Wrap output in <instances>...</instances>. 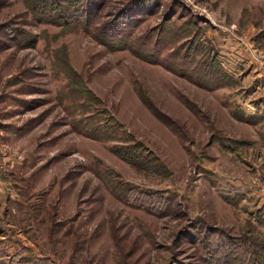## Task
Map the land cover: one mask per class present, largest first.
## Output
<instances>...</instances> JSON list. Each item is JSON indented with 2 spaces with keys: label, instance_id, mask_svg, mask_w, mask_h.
Wrapping results in <instances>:
<instances>
[{
  "label": "rangeland",
  "instance_id": "obj_1",
  "mask_svg": "<svg viewBox=\"0 0 264 264\" xmlns=\"http://www.w3.org/2000/svg\"><path fill=\"white\" fill-rule=\"evenodd\" d=\"M89 1L0 0V264H264V0Z\"/></svg>",
  "mask_w": 264,
  "mask_h": 264
},
{
  "label": "trees",
  "instance_id": "obj_2",
  "mask_svg": "<svg viewBox=\"0 0 264 264\" xmlns=\"http://www.w3.org/2000/svg\"><path fill=\"white\" fill-rule=\"evenodd\" d=\"M134 2V5H133V9H134V11H136V12H140V13H146L147 12V10L149 11V10H151L152 8H153V5H154V2H155V0H133ZM86 2H89L88 4L90 5L91 4V2L89 1V0H86ZM60 7H62V5L60 6ZM86 7V6H85ZM61 9V8H60ZM85 9V8H84ZM61 10H63V9H61ZM125 17H127V16H125ZM84 22H86V21H84ZM119 29H121L122 31H124V27H121V28H119ZM119 31V30H118ZM115 33H117L118 35H117V37H119L120 35H122L123 34V32L122 33H120L119 34V32H115ZM117 39V38H116ZM108 137H110V136H108ZM110 139V138H109Z\"/></svg>",
  "mask_w": 264,
  "mask_h": 264
},
{
  "label": "built area",
  "instance_id": "obj_3",
  "mask_svg": "<svg viewBox=\"0 0 264 264\" xmlns=\"http://www.w3.org/2000/svg\"><path fill=\"white\" fill-rule=\"evenodd\" d=\"M262 195H264V187L261 188Z\"/></svg>",
  "mask_w": 264,
  "mask_h": 264
}]
</instances>
